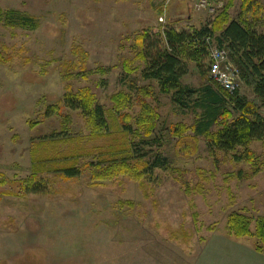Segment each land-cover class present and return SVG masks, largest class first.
Returning a JSON list of instances; mask_svg holds the SVG:
<instances>
[{
    "label": "rangeland",
    "instance_id": "374dc122",
    "mask_svg": "<svg viewBox=\"0 0 264 264\" xmlns=\"http://www.w3.org/2000/svg\"><path fill=\"white\" fill-rule=\"evenodd\" d=\"M228 1L198 11V0H0V175L26 180L28 189L31 176L39 175L33 189L0 192V264H264L253 240L226 230L233 212L264 216V170L245 180L246 161L210 154L205 136L192 129L183 138L193 137L196 151L189 143L178 148L171 126L190 128L196 116L154 83L147 102L160 118L144 139L149 142L124 132L112 103L131 91L132 81L150 85L137 57L139 34L172 23L178 30L199 28ZM232 1V20L253 21L250 7L242 11L243 0ZM9 12L30 25L9 26ZM68 64L76 69L66 78ZM207 71L192 66L183 84L220 90ZM239 84L240 95L258 104ZM131 94L126 112L133 116L140 109ZM84 98L104 110L107 130L83 116ZM250 149L264 157L261 142ZM72 167L78 177L63 176ZM198 169L214 177L201 182ZM199 184L202 194L184 191Z\"/></svg>",
    "mask_w": 264,
    "mask_h": 264
},
{
    "label": "trees",
    "instance_id": "16d2710c",
    "mask_svg": "<svg viewBox=\"0 0 264 264\" xmlns=\"http://www.w3.org/2000/svg\"><path fill=\"white\" fill-rule=\"evenodd\" d=\"M233 7V1L229 0L223 12L199 28L178 30L176 24L172 23L158 33L148 30L139 34L136 39L137 57L145 64L142 79L150 85L138 88L136 82L132 81L131 91L113 96L112 103L124 132L134 137L133 141L141 138L143 143L149 142L144 139L152 137L160 118L156 109L147 102L154 90L152 83L156 84L161 94L172 97L176 106H188L196 116V122L190 128L171 126V132L179 139L178 148L189 143L191 153L196 151L193 146L196 140L193 137L183 138L192 129L196 136H205L210 154H231L233 162L246 161L251 166V172L246 175L245 180H251L264 170V157H258L250 149L254 142L264 144V117L260 115V110L264 108V4L243 0L242 11L247 14L250 7L254 15L253 21L246 17L232 20L230 11ZM2 15L4 14L0 10V21ZM5 17L11 27L18 25L27 28L30 25V19L19 13L9 12ZM213 48L228 51L229 60L237 71L240 83L252 90L258 104L240 95V89L227 95L212 84L199 90L183 84V80L191 74L192 66L199 71L208 66L206 77L210 75V53ZM2 58L0 52L1 61ZM75 69L73 65H66L63 69L66 78ZM132 92L136 94L135 101L140 109L133 116L126 112L127 103L133 99ZM195 96L197 99L194 101ZM192 102L194 105H191ZM81 104L83 116L93 118L96 126L107 130L104 110L98 105H92V101L87 98L82 99ZM127 107L131 108L129 105ZM133 124L137 126L134 131ZM215 127L218 129L213 131ZM238 150L243 151L238 153ZM126 161L128 159L123 161V166H126ZM74 170L73 167L64 169L63 176L78 177ZM196 172L201 182L214 177L201 169ZM240 173L242 171L236 176L242 179ZM145 176L150 178L147 174ZM31 178V186L34 187L39 175L34 174ZM26 184V180L11 182L0 175L1 195L12 194L7 190L8 187L16 192L33 189L31 186L28 189ZM184 191L188 195L202 194L203 186L199 184L192 189L187 187ZM229 193L231 195L230 190ZM231 200L234 201V198L231 197ZM194 218L197 221L198 216L194 214ZM226 230L232 238L253 240L256 252L264 254V216L253 219L248 215L247 209L233 212L228 216Z\"/></svg>",
    "mask_w": 264,
    "mask_h": 264
},
{
    "label": "built area",
    "instance_id": "2783aa9c",
    "mask_svg": "<svg viewBox=\"0 0 264 264\" xmlns=\"http://www.w3.org/2000/svg\"><path fill=\"white\" fill-rule=\"evenodd\" d=\"M212 1L216 2L215 0H198V11L209 9ZM210 12L216 13L215 10ZM161 22H163V19H161ZM210 59V74L218 88L227 95L237 92L240 88V80L236 69L230 64L228 51L213 48Z\"/></svg>",
    "mask_w": 264,
    "mask_h": 264
},
{
    "label": "crops",
    "instance_id": "0c3cea01",
    "mask_svg": "<svg viewBox=\"0 0 264 264\" xmlns=\"http://www.w3.org/2000/svg\"><path fill=\"white\" fill-rule=\"evenodd\" d=\"M187 6V5H186ZM187 9H190L191 10V8L188 6V8ZM189 29V28H188ZM183 30H187V29H183Z\"/></svg>",
    "mask_w": 264,
    "mask_h": 264
}]
</instances>
